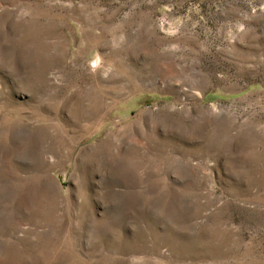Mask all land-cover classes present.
<instances>
[{"label": "rangeland", "instance_id": "1", "mask_svg": "<svg viewBox=\"0 0 264 264\" xmlns=\"http://www.w3.org/2000/svg\"><path fill=\"white\" fill-rule=\"evenodd\" d=\"M0 264H264V0H0Z\"/></svg>", "mask_w": 264, "mask_h": 264}]
</instances>
